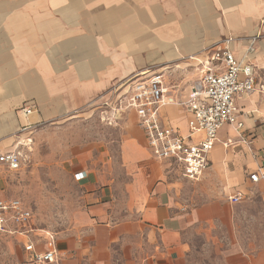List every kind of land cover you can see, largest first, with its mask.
<instances>
[{"label": "crops", "instance_id": "0c3cea01", "mask_svg": "<svg viewBox=\"0 0 264 264\" xmlns=\"http://www.w3.org/2000/svg\"><path fill=\"white\" fill-rule=\"evenodd\" d=\"M227 39L234 58L252 66L255 90L235 100L242 127L217 132L203 177L190 184L154 158L136 113L126 112L73 153L82 197L65 231L39 230L32 213L33 251L55 243L46 264H191L197 238L224 264H264V0H0V155L38 140L48 125L110 114L120 83L139 72L169 74L162 123L200 142L180 104ZM6 175L0 169V182ZM236 194L243 199L232 204ZM0 198L12 199L1 189ZM5 237L16 244L10 264H33L23 237Z\"/></svg>", "mask_w": 264, "mask_h": 264}, {"label": "built area", "instance_id": "2783aa9c", "mask_svg": "<svg viewBox=\"0 0 264 264\" xmlns=\"http://www.w3.org/2000/svg\"><path fill=\"white\" fill-rule=\"evenodd\" d=\"M247 52L254 49L257 36L249 39ZM232 40L223 41L221 49H211L209 57L201 63L199 79L192 87L188 100L180 104L191 115L188 123L191 133H203L198 143H189L188 138L162 123L161 110L170 102L162 74L139 72L124 80L118 86L115 106L110 114H105L108 126H114L126 112L133 111L138 117L147 147L152 156L159 161L172 163L178 167L184 179L199 181L209 168V154L216 141L217 132L225 125L241 128L237 122L238 107L235 100L250 95L255 90V77L248 62L237 61L229 49ZM125 90V91H124ZM33 111L31 107L25 114ZM31 140L24 141L14 151L0 155V169L19 172L26 162L24 151L29 152ZM77 179L83 178L78 174ZM257 174L249 180L256 183ZM243 199L241 194L229 198L232 204ZM32 212L18 199L0 198V236H21L25 239V250L29 252L27 261L33 264H46L54 259L56 253L52 237L43 254L33 251L27 238L31 229Z\"/></svg>", "mask_w": 264, "mask_h": 264}, {"label": "rangeland", "instance_id": "374dc122", "mask_svg": "<svg viewBox=\"0 0 264 264\" xmlns=\"http://www.w3.org/2000/svg\"><path fill=\"white\" fill-rule=\"evenodd\" d=\"M164 81L167 88L174 84L169 74H166ZM165 114L167 117L171 114L167 108ZM105 116L103 112L95 111L89 116H82L75 123L43 128L38 140L27 139L32 141L29 146L31 151H24L26 162L21 170L17 173L7 172L5 179L0 182L3 196L18 199L32 210L35 227L39 230L58 234L67 228L70 212L80 205L82 197L81 189L70 173L72 155L106 136V130L116 128L106 124ZM193 183L196 182H190ZM244 226L247 230L249 223ZM15 251L16 244L10 238L0 236V264L13 262ZM190 262L224 264L217 254V248L205 247L199 238L194 242Z\"/></svg>", "mask_w": 264, "mask_h": 264}, {"label": "bare ground", "instance_id": "6f19581e", "mask_svg": "<svg viewBox=\"0 0 264 264\" xmlns=\"http://www.w3.org/2000/svg\"><path fill=\"white\" fill-rule=\"evenodd\" d=\"M253 50H254V49H253ZM252 52H253V51H251V52L248 53V52L246 51V52H244V53H245V55H246V54L249 55V54H251ZM243 55H244V54H243ZM247 55H246V56H247Z\"/></svg>", "mask_w": 264, "mask_h": 264}]
</instances>
